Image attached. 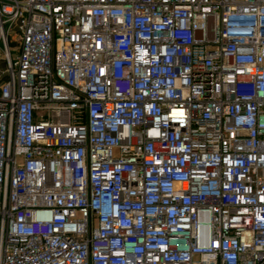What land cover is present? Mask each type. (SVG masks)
Wrapping results in <instances>:
<instances>
[{"label": "built area", "instance_id": "2783aa9c", "mask_svg": "<svg viewBox=\"0 0 264 264\" xmlns=\"http://www.w3.org/2000/svg\"><path fill=\"white\" fill-rule=\"evenodd\" d=\"M0 264H264V0H0Z\"/></svg>", "mask_w": 264, "mask_h": 264}, {"label": "rangeland", "instance_id": "374dc122", "mask_svg": "<svg viewBox=\"0 0 264 264\" xmlns=\"http://www.w3.org/2000/svg\"><path fill=\"white\" fill-rule=\"evenodd\" d=\"M3 66H2V64H1V62H0V68H2Z\"/></svg>", "mask_w": 264, "mask_h": 264}]
</instances>
